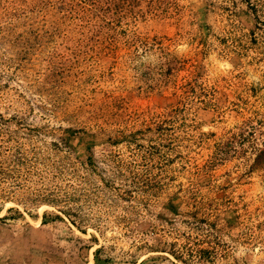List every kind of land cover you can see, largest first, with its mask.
Listing matches in <instances>:
<instances>
[{
	"label": "rangeland",
	"instance_id": "1",
	"mask_svg": "<svg viewBox=\"0 0 264 264\" xmlns=\"http://www.w3.org/2000/svg\"><path fill=\"white\" fill-rule=\"evenodd\" d=\"M250 141L264 0H0V264H264Z\"/></svg>",
	"mask_w": 264,
	"mask_h": 264
},
{
	"label": "trees",
	"instance_id": "2",
	"mask_svg": "<svg viewBox=\"0 0 264 264\" xmlns=\"http://www.w3.org/2000/svg\"><path fill=\"white\" fill-rule=\"evenodd\" d=\"M251 142V161L248 165L249 170H263L264 171V141L260 143V145L257 147L256 144H254L252 141ZM4 216H0V219H3ZM42 221V220H41ZM95 251L93 252V260L94 264H98L97 257L95 255ZM90 264V263H88Z\"/></svg>",
	"mask_w": 264,
	"mask_h": 264
}]
</instances>
